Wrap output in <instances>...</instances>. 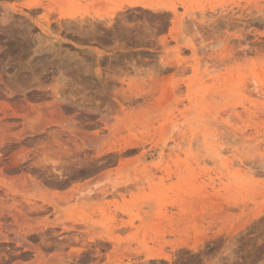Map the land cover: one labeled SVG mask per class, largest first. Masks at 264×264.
<instances>
[{
    "label": "rangeland",
    "instance_id": "374dc122",
    "mask_svg": "<svg viewBox=\"0 0 264 264\" xmlns=\"http://www.w3.org/2000/svg\"><path fill=\"white\" fill-rule=\"evenodd\" d=\"M132 1L0 0V103L42 79L83 106L72 129L0 126V177L48 201L23 224L48 230L39 251L12 264H264V0Z\"/></svg>",
    "mask_w": 264,
    "mask_h": 264
},
{
    "label": "bare ground",
    "instance_id": "6f19581e",
    "mask_svg": "<svg viewBox=\"0 0 264 264\" xmlns=\"http://www.w3.org/2000/svg\"><path fill=\"white\" fill-rule=\"evenodd\" d=\"M137 1H135V0H133L132 1V3H136ZM138 3V2H137ZM41 4V3H40ZM34 5H37V2H31V3H27L26 5H25V7H28V8H31V7H33ZM157 8V7H156ZM158 9V8H157ZM164 9V8H163ZM160 10V9H159ZM162 10V9H161ZM214 10V9H213ZM177 13V12H176ZM179 17V16H178ZM178 17H176L175 16V19H177ZM182 18V17H181ZM230 19V18H229ZM181 20V19H180ZM228 21V20H227ZM211 24V23H210ZM40 26H41V28L42 29H44L43 28V24L42 23H40ZM261 33H263V32H261ZM40 42H41V38H40ZM257 51V50H256ZM57 50L55 49V48H53V49H51V48H46V47H42L41 45H40V75H43L45 72H48L49 71V67L50 66H54V67H56V69H57V72L59 73L60 72V68L62 67V64H61V62H58V63H55V59H57V58H60V55H59V53L57 52ZM8 53V52H7ZM49 53V54H48ZM68 53V52H67ZM9 54V53H8ZM48 54V55H47ZM69 55H71L70 53H68ZM51 55V57H49ZM264 56V55H263ZM72 57H75V56H72ZM52 58H54V59H52ZM259 58V57H258ZM261 58V57H260ZM262 62V61H261ZM59 64V65H58ZM52 71V70H51ZM61 74V73H60ZM108 75V74H107ZM47 76V75H46ZM52 77V76H51ZM46 78H48V77H46ZM62 78V77H61ZM59 80V78H56V80ZM22 80V82H26V80H23V79H21ZM38 81L39 82H37L38 83V85H36L35 86V89H38V90H40V93H38L39 91H37V93H32V94H30L29 93V95L27 94V96L28 97H25V95L24 94H26V92L27 91H25L24 92V97L23 98H21V99H12V98H10V100L9 101H3V102H1L0 103V111H1V115H2V117H5V118H11V119H14L15 120V118L16 119H18V118H20L21 120L19 121V122H16V121H4V122H2V121H0V126H2V127H9L10 128V126H13V125H20L21 126V128L23 129V130H28L29 128H31L32 129V131H38V130H40L41 131V129H43L44 128V126H48V125H56V126H58V127H61V128H67V127H69V128H71L70 126H72V124L73 123H70V122H72L71 121V119H70V121H66V120H64V119H66V118H63V112H66V111H70V112H72V114H76V115H78V113H77V110L78 109H80L81 110V108L83 107H81V105H80V108H79V104H77L76 102H71L70 101V99H68L67 100V98H65V97H63V96H61V94H60V92L58 91V88H56V85H57V83H59V81H57L56 82V85L55 86H52L51 88H49L48 89V85L47 84H45L44 83V80H42V79H38ZM16 83V82H15ZM14 84V83H13ZM22 84H24V83H22ZM14 86V85H13ZM30 86H33V85H30ZM29 86V87H30ZM2 87H4V86H0V88H1V90L3 89ZM11 87V86H10ZM25 87V86H24ZM29 87H27V88H29ZM32 88H33V91H32ZM30 87V90H31V92H35L34 91V86L33 87ZM17 89H20V88H17ZM4 91H5V88L3 89ZM2 90V91H3ZM28 90V89H27ZM29 90V91H30ZM21 91H23V87H22V90ZM10 92V91H9ZM10 94V93H9ZM11 96V95H10ZM0 97H2V96H0ZM15 98H17V97H15ZM33 101V102H32ZM26 107L27 108H29V110H31L32 111V113H33V116H29L28 115V112H27V110H26ZM83 109V108H82ZM64 110V111H63ZM80 110H78V112H80ZM69 113V112H68ZM65 114L66 113H64V116H65ZM71 114V113H70ZM31 117V118H30ZM38 117H40V120L39 121H36L35 119H37ZM70 117H71V115H70ZM73 117H75V115L73 116ZM88 118V117H87ZM85 121V123H86V120H84ZM83 120H82V122H84ZM87 121H89V120H87ZM76 122V121H75ZM81 122V121H80ZM82 122H81V124H82ZM91 122V121H90ZM77 123V122H76ZM75 124V123H74ZM73 124V125H74ZM92 125V124H91ZM89 126V125H88ZM1 127V128H2ZM73 128H74V126H73ZM72 129V128H71ZM74 130V129H73ZM76 130H78V131H81V126L79 125L78 126V128L77 129H75V131ZM83 131V130H82ZM88 131V130H87ZM89 132V131H88ZM88 132H86V133H88ZM69 133V132H68ZM73 133H75V132H73ZM85 133V132H84ZM98 133V132H97ZM76 134V133H75ZM82 133L80 132V135H81ZM88 134H90V133H88ZM92 134V133H91ZM90 134V135H91ZM94 134V133H93ZM70 135V134H69ZM84 135V134H83ZM96 135H98V134H96ZM73 136V135H72ZM87 137V135H84V138H86ZM94 136V135H93ZM74 137V136H73ZM97 137H99V136H96V138ZM4 138H6V136L4 137ZM16 138H18V137H16ZM76 138V137H75ZM94 139H95V137H93ZM11 139H12V137H11ZM78 139V138H77ZM98 139V138H97ZM13 140V139H12ZM86 140V139H85ZM88 141H89V143H91V141L89 140V139H87ZM93 140V139H92ZM99 141H100V139H99ZM19 142V144L21 143L20 141H18ZM84 142V141H83ZM94 142V141H93ZM96 142V141H95ZM98 143V142H97ZM97 143H95V144H97ZM11 144V143H10ZM7 144H5V146H6ZM52 145V144H51ZM8 147H9V145H7ZM62 146V145H61ZM96 146V145H95ZM8 147H6V148H8ZM53 147V146H52ZM51 147V148H52ZM93 147V146H92ZM5 148V147H4ZM9 148H10V150H9ZM7 150H9L10 152H11V146L9 147ZM62 148V147H61ZM60 148V149H61ZM95 148V147H94ZM122 149V148H121ZM6 150V149H5ZM120 150V149H119ZM8 151V152H9ZM52 151V150H51ZM5 152H7V151H5ZM4 152V153H5ZM53 152H55V150L53 151ZM52 152V153H53ZM60 152V151H59ZM63 152V151H62ZM65 154V153H64ZM0 155H1V153H0ZM0 157H2V156H0ZM9 157V156H8ZM91 158V157H90ZM18 159V158H17ZM80 159V158H79ZM89 158H87V160H88ZM1 160H3V159H1ZM0 160V161H1ZM11 160H13V159H11ZM81 160H84V159H81ZM85 160H86V158H85ZM86 160V161H87ZM90 160V159H89ZM91 160H92V158H91ZM91 160H90V162H91ZM94 160V159H93ZM93 160H92V162H93ZM21 161V160H20ZM77 161H79L78 159H77ZM76 161V162H77ZM95 161H96V159H95ZM97 161H98V159H97ZM96 161V162H97ZM4 162V161H3ZM3 162H1V164L3 163ZM8 162H10V161H8ZM23 162V161H22ZM89 162V161H88ZM91 162V163H92ZM96 162L95 163H93V164H96ZM102 163L104 162V161H101ZM6 162H4L3 164H5ZM24 163H25V161H24ZM78 163V162H77ZM81 163V162H80ZM84 163V162H83ZM83 163H81L82 164V169H83ZM87 163V162H86ZM15 164H16V162H11V163H9V167H10V170L11 171H13L14 169H16L15 168ZM21 164V163H20ZM79 164V163H78ZM81 164H80V166H81ZM90 164V163H89ZM88 163H87V166L89 165ZM22 165H24V164H22ZM21 165V166H22ZM26 165H27V163H26ZM85 165V164H84ZM98 165V164H97ZM99 165L101 166V164L99 163ZM98 165V166H99ZM104 165V164H103ZM5 166H6V164H5ZM20 166V167H21ZM74 166V167H73ZM75 166H76V168L78 169V167H77V164H74L73 163V165H72V167H73V169L71 168V167H66V170L68 171L70 168L72 169V171L74 170V172H76V168H75ZM99 166V167H100ZM23 167H25V170H26V166H23ZM27 167H29V165L27 166ZM85 167H86V165H85ZM95 167H97L96 165H95ZM94 167V168H95ZM5 168V167H4ZM22 168V167H21ZM34 168H39V167H34ZM57 168V167H56ZM68 168V169H67ZM93 167H90L89 166V169L86 167V169H88V170H86L87 172H89V171H92L93 169H94ZM1 169H3V168H1ZM23 169V168H22ZM30 169H32L31 171H33V167L31 168L30 167ZM29 169V170H30ZM40 169V168H39ZM55 169V168H54ZM54 169L52 170V169H50L51 171H54ZM58 169V168H57ZM57 169H55V171L57 170ZM70 169V170H71ZM7 170H9V169H7ZM19 170V169H18ZM24 170V171H25ZM49 170V169H48ZM62 170V169H61ZM63 172H65L66 170L63 168ZM79 170V169H78ZM3 171H5V169L3 170ZM2 171V172H3ZM38 171V169L36 170V172ZM54 171V172H55ZM66 171V172H67ZM7 172V171H6ZM5 172V173H6ZM20 172V171H19ZM18 172V173H19ZM34 172V171H33ZM50 172V171H49ZM77 172H80V170L79 171H77ZM13 173V172H12ZM11 173V174H12ZM32 173V172H31ZM35 173V172H34ZM42 173V172H41ZM51 173V172H50ZM56 173V172H55ZM80 173H82V172H80ZM80 173H75V177L73 178V179H76V174H78L79 176H80ZM90 173V172H89ZM3 174V173H2ZM10 174V173H9ZM16 174V173H15ZM20 176H22V174H23V172L21 173L20 172ZM33 174V173H32ZM42 174H45V172L44 173H42ZM53 174V173H52ZM60 174V173H59ZM84 174V173H83ZM91 174V173H90ZM5 175V174H4ZM17 175V174H16ZM34 175V174H33ZM35 175L36 176H40V173H38V174H36L35 173ZM34 175V176H35ZM64 175V174H63ZM68 176H69V173L67 174ZM67 175L65 174L64 176L66 177V179H68L67 178ZM6 176H8V174H6ZM5 176V177H6ZM31 176V175H30ZM71 176V175H70ZM84 176V175H83ZM82 176V174H81V177H83ZM87 176V175H86ZM4 177V176H3ZM54 177V176H53ZM59 177V176H58ZM58 177H57V179H58ZM71 177H73V175L71 176ZM43 178H45L44 176H43ZM52 177L50 176V180H52L51 179ZM78 178V177H77ZM35 179H36V177H35ZM42 179V178H41ZM40 179V180H41ZM46 179H48V178H46ZM45 179V180H46ZM57 179H56V181H57ZM60 179V178H59ZM72 179V178H71ZM79 179V178H78ZM49 180V181H50ZM55 180V179H54ZM53 180V181H54ZM62 180V179H61ZM26 181V180H25ZM28 181V180H27ZM26 181V182H27ZM56 181H54L55 183H56ZM62 181H64V179L62 180ZM62 181H59V183H58V181H57V183L58 184H60V186H61V183H62ZM35 182V181H34ZM37 182V181H36ZM45 183V185H46V183H48L47 181H44ZM52 183V182H51ZM50 183V184H51ZM1 184V183H0ZM37 184H38V182H37ZM39 184H40V182H39ZM43 184V185H44ZM28 185H29V183H28ZM43 185H41V186H43ZM53 185V184H52ZM51 185V186H52ZM32 186V185H31ZM46 186H48V184L46 185ZM50 186V185H49ZM50 186V187H51ZM64 186V185H63ZM59 187V186H58ZM57 187V188H58ZM1 188V187H0ZM18 188V187H17ZM2 189V188H1ZM0 189V191H4V190H1ZM9 191L8 192H6V195H3V194H1V195H3L2 196V198L1 199H3L4 201H3V204L4 205H2L1 207H0V226H4L7 230H6V232L8 231V234H6V233H1L0 232V242H4V243H7L8 244V246H6L7 244H5V246H3V244H2V246H0V248H2L3 249V251H9V252H12L13 254L11 255V257L14 259V258H25L26 256H27V252H29V251H31V252H38L39 251V248H38V246L33 242V240H35L36 241V238H38V239H40V236H42V235H40L41 233H43L44 232V230H43V232H40V230H38V229H35V228H27V227H25L23 224L27 221V220H29V216H31L32 217V215H34V213L35 212H37V211H39L41 208H42V206H40V205H38V204H36L35 202H33V203H31V204H28V205H26L23 201V203L19 200V199H17V197L18 196H15L16 194H15V188H9L8 189ZM21 191V190H20ZM1 193V192H0ZM93 192L91 191V194H92ZM89 194V193H88ZM91 194H89V197L90 196H93V195H91ZM16 197V198H15ZM19 198V197H18ZM89 199V198H88ZM91 199V198H90ZM89 199V200H90ZM37 202V201H36ZM44 205V204H43ZM42 210V209H41ZM40 210V211H41ZM44 210V209H43ZM43 213V212H42ZM41 213V214H42ZM39 214V213H38ZM38 214H36V215H38ZM36 217V216H35ZM34 218V217H33ZM38 218V217H37ZM35 219V218H34ZM34 219H32V218H30V220H32V222H33V220ZM38 219H40V218H38ZM35 221H37V220H35ZM34 221V222H35ZM30 223H31V221H30ZM58 224V223H57ZM76 224V223H75ZM73 226H74V224H73ZM78 226V224L75 226V228ZM41 228V227H40ZM39 228V229H40ZM78 228H79V226H78ZM45 229H47V228H45ZM48 231V230H47ZM47 231H45L44 233V235H46V232ZM50 231H52V230H50ZM50 234H52L51 232H50ZM54 234H56V233H54ZM53 234V235H54ZM44 235H43V237H44ZM47 235H48V232H47ZM52 235V236H53ZM50 237V236H49ZM48 237V238H49ZM42 239V238H41ZM40 241V240H39ZM57 244V243H56ZM55 244V245H56ZM99 246H101V245H99ZM23 251V252H22ZM1 252V257H2V255L4 254V252H3V254H2V250L0 251ZM6 252V253H7ZM8 252V253H9ZM61 252V251H60ZM11 254V253H10ZM9 254V255H10ZM69 254H73L71 251H70V253ZM7 255V254H6ZM5 255V257H9L8 255L6 256ZM4 256V255H3ZM29 257V256H28ZM3 258V260L5 261V258L4 257H2ZM17 259L15 260V261H17ZM35 259V258H34ZM19 260V259H18ZM23 260V259H22ZM0 261H1V259H0ZM3 261V262H4ZM2 261H1V263L2 264H4ZM18 262V261H17ZM21 262H23V261H21Z\"/></svg>",
    "mask_w": 264,
    "mask_h": 264
},
{
    "label": "crops",
    "instance_id": "0c3cea01",
    "mask_svg": "<svg viewBox=\"0 0 264 264\" xmlns=\"http://www.w3.org/2000/svg\"><path fill=\"white\" fill-rule=\"evenodd\" d=\"M2 176H3V175H2ZM43 176H44V175H42V174L40 173V176L38 175L37 178H38V179H41V178H42L40 181H44L45 179L43 178ZM59 178H60V177H58V179H57V177H56V178H54L55 180L52 179V181L48 182L47 184L50 185V186L53 184L51 187H53L52 189H53L54 191H55V190L63 191V190H66L67 188H70V182H71V181H70V178L67 177L68 179H66V177H63L62 180L64 179V181H62L61 178H60V179H59ZM24 179H25L26 181L28 180L27 182L25 181L26 183H29V185L31 184L30 180H29L27 177H25ZM56 179H57L58 183H59V181H62L61 186H60V184L57 183ZM53 180L56 181V183H55ZM86 180H87V178H86V179H85V178L83 179L84 182H85ZM51 182H52V183H51ZM0 183H1L0 186H2V187L4 188V192L1 193V194H3V195H6V192L9 191L8 189L13 187V179H12V177H10V178H7V177H5V176H4V177H0ZM50 183H51V184H50ZM68 183H69V184H68ZM27 185H28V184H27ZM63 185H64V186H63ZM38 186H39L38 188H39V190H40V185H38ZM58 186H59V187H58ZM57 187H58V188H57ZM13 188H14V187H13ZM37 192H38V191H37ZM45 194H46V193L43 192V193H39L38 196H35V197H36V200H38V202H39V203H37V204L40 205V206H42V208H43V206H44L43 204L48 203V201H47V197H46L47 195H45ZM3 195H0L1 198H2ZM42 208H41V209H42ZM41 209H40V210H41ZM0 227H2V226H0ZM6 230H7V229L5 228L4 233L8 234V231L6 232ZM1 233H3V232H1ZM36 239H38V238H36ZM33 242L35 243L34 240H33ZM3 243H4V242H0L1 245H2ZM5 244H7V243H4L3 245L5 246ZM6 246H8V244H7ZM6 252H7V251H4V258H5L6 264H12V259H13V258L11 257V255H12L13 253H12V252H9V251H8L9 253H8V252L6 253ZM22 252H23V251H22ZM10 253H11V254H10ZM6 254H7L9 257H5ZM9 254H10V255H9ZM7 255H6V256H7ZM27 255H28V252H27ZM2 260H3V259H2ZM5 261H4V262H5Z\"/></svg>",
    "mask_w": 264,
    "mask_h": 264
}]
</instances>
